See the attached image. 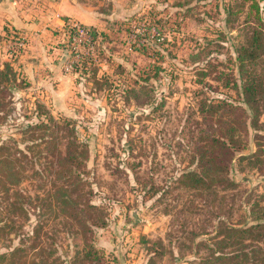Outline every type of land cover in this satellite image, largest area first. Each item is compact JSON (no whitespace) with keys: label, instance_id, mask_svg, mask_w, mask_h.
<instances>
[{"label":"rangeland","instance_id":"1","mask_svg":"<svg viewBox=\"0 0 264 264\" xmlns=\"http://www.w3.org/2000/svg\"><path fill=\"white\" fill-rule=\"evenodd\" d=\"M38 15L35 27L15 28L0 14V69L8 61L28 82L2 100L0 142L13 138L25 150L19 130L37 121L38 105L65 120L61 155L73 134L87 149L71 196L96 210L80 214L84 230L53 205L37 207L36 195L57 184V164L49 172L51 158L34 165L20 158L18 184L0 187V264H259L237 263L232 241L216 242L225 226L264 222V96L257 125L247 121L236 133L239 149L222 164L236 184L195 190L179 182L199 167L214 136L239 121L227 107L202 109L236 97L225 84L254 26L249 1L64 0ZM67 20L98 37H69ZM153 36L164 59L151 78V55L138 48ZM255 71L264 76V64ZM84 240L98 260L82 257ZM247 244L259 243L245 239L240 247Z\"/></svg>","mask_w":264,"mask_h":264},{"label":"trees","instance_id":"2","mask_svg":"<svg viewBox=\"0 0 264 264\" xmlns=\"http://www.w3.org/2000/svg\"><path fill=\"white\" fill-rule=\"evenodd\" d=\"M248 1L249 11L254 19V26L250 29V35L246 42L236 48V55L233 59L234 70L231 72V78H228L225 84L235 91L236 97L231 101L226 98H213L206 102L205 109H202L204 110L203 112H207L210 115L218 113L221 108L227 107L228 113L230 115L235 114L236 120L239 121L238 123H233V125L230 124L222 129L217 136H214L209 144V151H201L199 154L201 162L196 170H188L181 174L179 182L191 189L206 190L214 183L221 184L223 187L234 186L236 183L229 179L227 166L222 164L225 159H233L234 151L239 149L237 146L239 139L236 138V133H245L247 131V121L252 127H255L258 122L261 101L264 96V76L257 74L255 68L259 63L264 64V0ZM149 20L152 21L151 19ZM65 23L66 30L69 31V37H71V32L76 36L77 26L70 28L69 20ZM79 27L86 31L87 36H89L88 41L94 42V39L98 37L96 30L82 24ZM18 33L16 32V34ZM18 35L15 40H22L21 35ZM163 35V32L160 33L158 31L156 38L165 40ZM153 38L154 40L152 38L151 40L148 39L138 48L142 53L151 55V64L145 65L146 73H154L151 74V78L155 74L157 75L160 70L159 66H155V61L161 62L164 59V54H161V41L158 42L155 36ZM13 56L16 55H10L11 58ZM26 84L28 82L21 76L20 72H16L8 61L3 62V67L0 69V107L3 105L2 100L11 87ZM2 111L3 108H0V112ZM43 111L42 107L38 105L35 112L37 121L30 122L19 130L22 134L21 141L25 150L15 146L13 138L0 142V187L18 184L20 172L17 171V162L20 158H24L28 165H34L35 160L40 158V156L46 159L51 158L50 161L47 160L45 162V167L50 172V167H53L54 163L57 164L55 172L57 184H54L52 190H44L43 196L39 197V195H36V199L39 202L36 206L46 208L49 204L50 206L53 205L58 211L66 213L72 220H75L85 230L87 228V220L84 222L80 221V214H87L88 217H91V213L94 214L96 207L92 204H86L84 208H79L80 204L71 195L73 190L79 188L81 181L80 172L77 174L76 171H79L80 161L87 156V149L78 140V136L73 134L72 138L65 142V154L62 156L59 146L62 144L63 135L59 134V132L63 130L69 131L67 122L63 120L61 124L60 120L55 119L49 113L45 114ZM42 115H44L43 118H41ZM242 130L245 132H242ZM33 173L39 174V171L33 170ZM55 181L53 180L52 182L55 183ZM5 189L8 191L10 188ZM47 197L50 199L48 202ZM21 198L24 199V196L21 195ZM92 224H95L94 220L91 222ZM218 235L221 236L216 242L219 246L228 240H231L235 245V250L231 253L230 258H235L237 263L248 261L264 264L263 221L253 220L245 225L225 226L218 230ZM245 239L259 244L251 246L247 244L248 248L245 250V248L240 247ZM244 247L246 246L244 245ZM80 253L86 260L99 259L97 250L87 240H84ZM222 256L225 257V255L221 254L216 256V261L222 259Z\"/></svg>","mask_w":264,"mask_h":264},{"label":"crops","instance_id":"3","mask_svg":"<svg viewBox=\"0 0 264 264\" xmlns=\"http://www.w3.org/2000/svg\"><path fill=\"white\" fill-rule=\"evenodd\" d=\"M63 2L64 0H0V14L15 28L35 27L38 14L59 8Z\"/></svg>","mask_w":264,"mask_h":264},{"label":"built area","instance_id":"4","mask_svg":"<svg viewBox=\"0 0 264 264\" xmlns=\"http://www.w3.org/2000/svg\"><path fill=\"white\" fill-rule=\"evenodd\" d=\"M76 36L79 38V39H81V38H86V36H87V34H86V31L83 29V28H80L79 26H77V28H76ZM16 41V40H15ZM23 42H22V40H18L17 41V45L19 46V45H23L22 44Z\"/></svg>","mask_w":264,"mask_h":264}]
</instances>
